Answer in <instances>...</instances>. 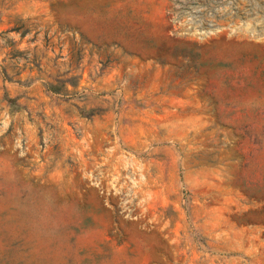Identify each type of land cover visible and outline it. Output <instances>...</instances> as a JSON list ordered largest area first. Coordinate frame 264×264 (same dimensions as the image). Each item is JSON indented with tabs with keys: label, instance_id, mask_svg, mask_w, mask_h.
Instances as JSON below:
<instances>
[{
	"label": "rangeland",
	"instance_id": "1",
	"mask_svg": "<svg viewBox=\"0 0 264 264\" xmlns=\"http://www.w3.org/2000/svg\"><path fill=\"white\" fill-rule=\"evenodd\" d=\"M0 264H264V0H0Z\"/></svg>",
	"mask_w": 264,
	"mask_h": 264
}]
</instances>
